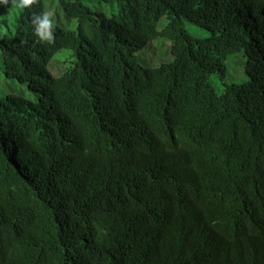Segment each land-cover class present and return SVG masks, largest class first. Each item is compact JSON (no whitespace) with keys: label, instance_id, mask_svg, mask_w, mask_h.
Instances as JSON below:
<instances>
[{"label":"trees","instance_id":"trees-1","mask_svg":"<svg viewBox=\"0 0 264 264\" xmlns=\"http://www.w3.org/2000/svg\"><path fill=\"white\" fill-rule=\"evenodd\" d=\"M60 4L48 42L42 0H0L1 69L36 99L0 98V264H264V0ZM152 40L170 61L142 64Z\"/></svg>","mask_w":264,"mask_h":264},{"label":"rangeland","instance_id":"rangeland-1","mask_svg":"<svg viewBox=\"0 0 264 264\" xmlns=\"http://www.w3.org/2000/svg\"><path fill=\"white\" fill-rule=\"evenodd\" d=\"M44 4L45 13H49V19L53 21L54 24L60 25L64 29L72 30L74 28V20L67 18L63 11V8L60 4V0H42ZM88 6L92 9L93 12H101L106 16L110 17L112 15V10L107 4H91ZM4 26L0 27V36L3 33ZM185 29L189 31L194 38L206 37L207 34L197 31L189 23L185 24ZM157 42V43H156ZM167 46L168 44L164 43ZM149 52L142 55H139L142 61V64L147 67L156 66L162 62H167L171 60V56L166 52L165 46L162 43H159L157 40H152L150 48L147 49ZM145 56V58H143ZM55 60V61H54ZM74 61L72 57V52L69 50H59L56 52L54 59L52 60L50 70L54 76L59 75L64 69L69 66ZM2 61L0 59V98L4 96H14L25 98L31 101H36L35 97L27 91V88L24 85L17 83L11 79H8L4 76L1 69ZM237 70L236 68H233ZM227 73L229 74V79L236 82H241L243 77L242 75H236L233 73L232 68H228Z\"/></svg>","mask_w":264,"mask_h":264},{"label":"clouds","instance_id":"clouds-1","mask_svg":"<svg viewBox=\"0 0 264 264\" xmlns=\"http://www.w3.org/2000/svg\"><path fill=\"white\" fill-rule=\"evenodd\" d=\"M4 3H7V0H3ZM37 0H13L14 7H18L20 9L30 7L35 4ZM50 14L45 13L43 20L38 21V16H35L33 19V23L35 24V33L42 41L51 42L53 40V21L50 22ZM37 21L39 22V26L37 27Z\"/></svg>","mask_w":264,"mask_h":264}]
</instances>
